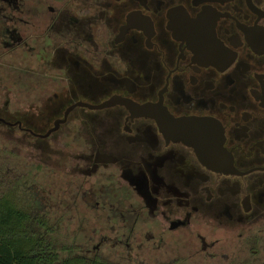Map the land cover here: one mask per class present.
Segmentation results:
<instances>
[{
	"label": "flooded vegetation",
	"instance_id": "obj_1",
	"mask_svg": "<svg viewBox=\"0 0 264 264\" xmlns=\"http://www.w3.org/2000/svg\"><path fill=\"white\" fill-rule=\"evenodd\" d=\"M19 210L53 264H264V0H0Z\"/></svg>",
	"mask_w": 264,
	"mask_h": 264
},
{
	"label": "trees",
	"instance_id": "obj_2",
	"mask_svg": "<svg viewBox=\"0 0 264 264\" xmlns=\"http://www.w3.org/2000/svg\"><path fill=\"white\" fill-rule=\"evenodd\" d=\"M12 218L9 215L3 216L0 224V264L55 263L57 255L47 254L44 236L34 232L36 224L26 212L19 210Z\"/></svg>",
	"mask_w": 264,
	"mask_h": 264
}]
</instances>
